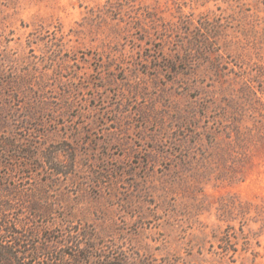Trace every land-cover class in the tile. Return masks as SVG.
<instances>
[{
    "label": "rangeland",
    "instance_id": "obj_1",
    "mask_svg": "<svg viewBox=\"0 0 264 264\" xmlns=\"http://www.w3.org/2000/svg\"><path fill=\"white\" fill-rule=\"evenodd\" d=\"M1 240L264 264V0H0Z\"/></svg>",
    "mask_w": 264,
    "mask_h": 264
},
{
    "label": "trees",
    "instance_id": "obj_2",
    "mask_svg": "<svg viewBox=\"0 0 264 264\" xmlns=\"http://www.w3.org/2000/svg\"><path fill=\"white\" fill-rule=\"evenodd\" d=\"M11 242L0 241V264H13V260L21 264L19 252L13 251ZM60 263V262H59ZM107 264H115L114 260H109Z\"/></svg>",
    "mask_w": 264,
    "mask_h": 264
}]
</instances>
